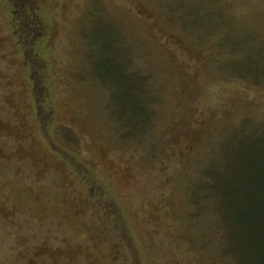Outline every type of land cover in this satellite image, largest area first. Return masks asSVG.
Wrapping results in <instances>:
<instances>
[{
    "label": "rangeland",
    "instance_id": "obj_1",
    "mask_svg": "<svg viewBox=\"0 0 264 264\" xmlns=\"http://www.w3.org/2000/svg\"><path fill=\"white\" fill-rule=\"evenodd\" d=\"M240 130L264 152V0H0V264H236L198 184Z\"/></svg>",
    "mask_w": 264,
    "mask_h": 264
},
{
    "label": "trees",
    "instance_id": "obj_2",
    "mask_svg": "<svg viewBox=\"0 0 264 264\" xmlns=\"http://www.w3.org/2000/svg\"><path fill=\"white\" fill-rule=\"evenodd\" d=\"M103 77L107 81L115 78L111 83L115 85L121 112L127 115L130 133L137 125H146L148 114L134 76L119 69L116 76L109 78L105 73ZM232 138L237 144L221 149V159L208 166V178L198 186L208 188V193L215 196L225 243L235 254L236 264H264V152L256 151L257 134L253 130L236 131ZM244 140L250 141L246 153L241 150Z\"/></svg>",
    "mask_w": 264,
    "mask_h": 264
}]
</instances>
